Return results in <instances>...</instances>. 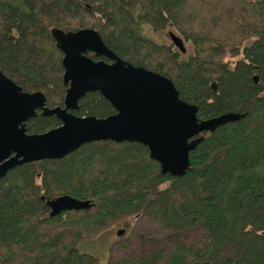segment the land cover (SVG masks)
I'll return each mask as SVG.
<instances>
[{
	"label": "trees",
	"instance_id": "16d2710c",
	"mask_svg": "<svg viewBox=\"0 0 264 264\" xmlns=\"http://www.w3.org/2000/svg\"><path fill=\"white\" fill-rule=\"evenodd\" d=\"M143 24L177 30L191 50L145 36ZM53 26L97 29L123 58L170 77L201 118L244 115L203 132L181 176L162 173L143 143L109 139L12 167L0 177V264H97L64 229L79 236L138 212L176 232L198 227L205 244L174 239L107 264H264V0H0V69L24 90L42 91L49 106L63 104L66 89ZM72 111L114 108L89 91ZM59 123L38 112L25 127ZM62 193L92 205L49 215L46 198Z\"/></svg>",
	"mask_w": 264,
	"mask_h": 264
},
{
	"label": "water",
	"instance_id": "95a60500",
	"mask_svg": "<svg viewBox=\"0 0 264 264\" xmlns=\"http://www.w3.org/2000/svg\"><path fill=\"white\" fill-rule=\"evenodd\" d=\"M50 33L62 52L63 104L49 106L42 91L24 90L0 69V177L21 163L59 158L85 142L106 139L141 142L159 162L162 173L181 176L189 166V152L204 138L203 132L244 115L226 111L199 117L198 105L181 98L170 77L123 58L93 27L65 30L53 26ZM167 33L185 52L183 38L172 29ZM89 91L100 92L114 111L105 116L73 112ZM37 111L54 114L60 123L42 132H28L25 121ZM45 203L49 215L92 205L89 198L68 193L46 198ZM123 231L118 228L117 234Z\"/></svg>",
	"mask_w": 264,
	"mask_h": 264
},
{
	"label": "rangeland",
	"instance_id": "374dc122",
	"mask_svg": "<svg viewBox=\"0 0 264 264\" xmlns=\"http://www.w3.org/2000/svg\"><path fill=\"white\" fill-rule=\"evenodd\" d=\"M167 31L168 27L153 30L147 24H143V33H141L158 42L172 44L175 47ZM175 32L179 34L177 30ZM184 42L187 50L190 51V43L187 40ZM118 228H123L124 231L117 234ZM62 236L67 240L74 239L78 250L93 255L97 264H107L109 260L123 256L137 259L162 246L166 248L174 239L187 245L202 246L205 244V236L200 228L192 227L176 232L161 224L157 218L143 212L115 218L98 231H82L79 236H76L73 229L65 228Z\"/></svg>",
	"mask_w": 264,
	"mask_h": 264
},
{
	"label": "flooded vegetation",
	"instance_id": "af4514ba",
	"mask_svg": "<svg viewBox=\"0 0 264 264\" xmlns=\"http://www.w3.org/2000/svg\"><path fill=\"white\" fill-rule=\"evenodd\" d=\"M168 30H169V29H168ZM175 47H176V46H175ZM101 57H102V56H101ZM103 58H105V57H103ZM105 59L108 60L107 58H105ZM38 112L40 113V111H37V113H38Z\"/></svg>",
	"mask_w": 264,
	"mask_h": 264
}]
</instances>
